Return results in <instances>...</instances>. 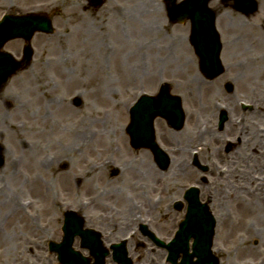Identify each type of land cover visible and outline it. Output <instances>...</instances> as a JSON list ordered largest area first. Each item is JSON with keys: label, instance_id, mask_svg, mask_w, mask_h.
<instances>
[{"label": "rangeland", "instance_id": "1", "mask_svg": "<svg viewBox=\"0 0 264 264\" xmlns=\"http://www.w3.org/2000/svg\"><path fill=\"white\" fill-rule=\"evenodd\" d=\"M37 1L39 2L40 0H0V18L6 13L21 14L32 11L35 8H42L41 11L51 17L55 28L53 35H35L32 40V46L36 51V56L33 59L36 62L28 69L17 72L0 92V104L2 97L10 94L13 99L18 101V105L21 106L20 110L22 111L18 115L15 113L10 115L11 107L2 105L4 109L0 110V114L2 116L5 115L7 123H13L20 128L23 127L22 130L24 132L22 136H24L21 139L34 145L41 140L36 134L28 130V125L31 124L43 128L44 123H47V127H54L55 125V127L67 129L74 124L75 120L72 122L70 119L69 121L66 120L67 115L61 116L59 109L63 105H68L71 113H73L72 119L77 116L84 118L86 125L90 129H92V124L95 123L96 132L102 136V139L99 140L101 142L89 141L85 145L89 147L88 150L74 155L72 164L78 171L83 172L84 170L96 167L98 171L101 170L102 174H94L89 185L81 184L80 186L79 184H75L74 181L73 189L67 193L61 180L54 178L53 173L55 169L52 165L50 170L40 174L44 188L49 191V195L57 203V206L51 208V210L47 209V202L46 208L35 204L28 210L26 204H29V200L26 190H21L10 184L9 179L5 177L4 185L7 186L8 197L11 196V193H15L19 197L27 214L33 217V223L22 210L13 214L12 208L8 203L0 208V264H57L56 256L50 254L48 251V242H59L62 239L63 214L68 210H74L83 214L88 227H94L105 235H109L110 231L109 229L101 228V224L112 223V220L115 219L121 223H116V225L120 229H123L121 226L123 222L121 221L123 219L130 221L131 217L133 218L132 224L134 225H131L130 228H137V224L141 218L144 220L154 219L157 222L154 223V226H157L159 230L155 229L158 232L160 231L165 235H169V232L175 227L173 224L174 220L180 218L179 214L173 213L167 216L163 205L156 207L152 211L145 210L146 204L144 208L140 207V209L134 210V204L145 202L156 205L162 195L166 196L172 193L177 196L186 186L195 183L194 179L199 172L192 168L191 173L193 175L186 178L182 174L185 167L184 163L179 165L180 168H176V166L174 168V162L167 171H162L153 162L148 151L145 149L133 150L126 134V126L129 123V107L139 95L143 93L154 94L162 82L171 83L173 93L182 97L187 113V123L183 132H188L187 136L189 139L182 145L184 151L188 154L190 149L198 146L199 144H192V139L194 136L199 137V135H203L202 138L205 137V139L203 145H200L201 149L199 148V150L206 157L212 155L215 158L216 156L213 154L218 153L220 146H223L221 142H224L226 139L232 140L233 135H239V132H224L225 129H228V121L224 129H219L218 121L221 107L225 106L231 110V102H233L234 107L232 108H235L238 122L249 123L254 120L256 114L253 104L259 100V93L264 91V67L258 65L254 68L253 73H250L245 71L244 65L246 58L260 53L259 49L256 50L257 47L252 40L253 34L256 38L258 32L253 33L252 28L249 25L246 26L245 22L247 19L241 18L229 10H227L229 14H222V17L219 18L224 32L222 36V60L227 70L219 79L207 81L200 74L199 69L191 65V60L197 58L190 50H182L179 53L173 51L174 53L170 54L172 61L177 60L178 65H180L178 67L174 65L164 67L161 64L158 66L154 64L158 59H163L162 56L167 55V53L159 50L163 45L171 44L174 38L162 37L161 35L152 36L144 28L146 20L147 22L151 21L152 24L159 21L158 17L157 21L155 20L153 13L148 12V14H144L147 6H152L151 1L136 2L135 4L138 5V8L135 10L136 22H131L130 25L127 22L128 17L121 18V21L118 19L119 23L116 22L115 24L117 29L114 31L108 30L106 33L110 35L108 41H104V36H98L91 41L94 35L102 33L101 30L97 32L98 23L94 22L97 17L85 16L80 7L74 6L73 8L70 5L71 1L60 5L61 11L54 5L60 4L62 0H41L44 1L42 3L39 2L42 5L37 4ZM259 4V10L254 19L264 23V0H260ZM124 6L126 7L127 5L124 3ZM73 11H76V15L73 14ZM228 15H231L232 18L234 17L230 19L229 23L227 22ZM86 25L93 28H86ZM108 27L102 29L107 30ZM133 27H136V29ZM112 34H115V36ZM243 37H245L244 46L241 43ZM123 38L131 42L129 43L132 44L130 46H136V50L138 47L142 48V45L144 46V44L148 43L150 49L156 52L155 56H151V64L149 60L144 65L146 75L129 80V83L124 77L125 72H128L127 68L124 67L130 65H127L129 61H125ZM145 38L147 42H145ZM99 41L101 44L96 45V42ZM23 46V41H18V43H13L12 45L8 43L5 46V50L17 56L21 55L20 51ZM44 46L48 48L50 55L46 58V62L39 64L40 48ZM108 48H113L115 52L109 50L111 53L107 57ZM59 49V55L54 53V50L58 51ZM92 51L97 53H93ZM92 55L101 56L102 63L106 67V80L104 79L105 82L108 81V94H104L106 96L99 95L96 97L90 94L91 91L94 92L96 90L97 86L90 78L93 76L95 67ZM56 57H60V63L66 61L64 77L60 76L56 65L51 63V60L53 58V60H56ZM68 60L69 64H67ZM174 64L176 65V63ZM186 66L189 68L186 72L189 76L187 86L184 83V68ZM29 71L30 75H26ZM240 72L244 78L243 84L236 80L238 78L237 73ZM42 76L47 82L48 89L53 94L46 97L47 100L44 104L48 106L44 108H41L40 104H34V97L40 94L35 79L42 78ZM28 77L35 78V84L32 87L27 84ZM230 80H234V89L233 92L228 93L224 90V84ZM246 82L250 83L251 87H246ZM76 97L82 99L80 106L74 104ZM96 114H100L101 116L97 117ZM232 117L233 114L231 113ZM256 122L260 130L264 131V120L259 117V120ZM1 127L2 125L0 126V131ZM211 128L214 130L212 132H216V135L213 133L212 136L207 137L205 135L206 131ZM90 132L89 130L88 137L91 135ZM218 133L221 139L217 138ZM60 137L56 128L45 139L46 142L42 143V147L45 146V149L48 151L47 155H49L50 162L58 159V156L61 154L59 152L61 146L68 145L62 143ZM170 141L172 143V138H170ZM176 141L178 142V140ZM0 144L6 152L5 165L0 167V173L4 174L8 157L21 163L26 161L24 151L14 154L13 144L7 139L6 135L0 136ZM229 144L232 143L224 142L222 149V151L224 150V159L219 158L215 160L219 167H214L216 171L215 175L214 177H210L212 183L203 191L204 194L213 196L211 209L217 219L213 248L215 253L217 252L216 254L221 264H255L256 258L259 259L257 262L261 264V262L264 263V208L252 216L254 221L253 227L232 230L229 229L228 225L224 228L220 226L219 220L221 221L222 217L225 218L227 216L226 220L228 223V220L231 217L233 218L235 213V204L234 202L232 203L234 200L232 196L236 192V189H234V181L230 175V165L233 162L236 164L237 157L233 153L236 149L234 150V146L230 147ZM22 146L25 148V145ZM91 146L95 147L96 150L92 151L90 149ZM125 146L128 151L124 149ZM91 151L94 153L91 154ZM226 154L229 155L227 160ZM180 159H177L178 162ZM149 161L155 166H153L154 171L158 172L160 177V181L156 182V184L153 182L152 177L150 178L146 175V167ZM202 161L206 164L203 157ZM215 162L210 163L209 161L208 164L209 166H213ZM241 166L248 171V174L254 177V173L256 172L253 168H249L250 164L248 167L247 165ZM64 169L62 170L64 171ZM116 169L120 172L117 176L114 174V170ZM260 173L258 172V176ZM127 178H132L133 189H131V185L126 183ZM262 186L264 190V184ZM224 191L229 194V197L222 204L219 200ZM92 198H99L98 202L101 200L100 205L97 202V206H93L92 204L85 206L84 202ZM118 198L121 199L120 203H116L115 201ZM3 201H7V198L0 196V202L2 203ZM227 201L229 203H226ZM128 229L121 231L123 234H126ZM138 242L143 243L145 239L138 235L137 243H133L132 246L128 247L134 259V264H165L164 252L152 247L151 244H147L145 247L140 246ZM78 245V243L75 245L77 249H79ZM218 249L221 252H218Z\"/></svg>", "mask_w": 264, "mask_h": 264}, {"label": "bare ground", "instance_id": "2", "mask_svg": "<svg viewBox=\"0 0 264 264\" xmlns=\"http://www.w3.org/2000/svg\"><path fill=\"white\" fill-rule=\"evenodd\" d=\"M39 2L42 3L44 1L40 0ZM67 2L68 0H62L60 4H55L54 6L60 9L61 11L60 5L66 4ZM245 23L247 24L246 26L249 25L250 28H252L253 33L258 32V36L256 38L253 34L252 40L254 41V45L257 47L256 50L259 49L260 53H256L253 57L246 58V60L244 61V65L246 69L245 71L253 73V70L256 66L259 65V66L264 67V23L252 17H249ZM144 27L147 28V32L150 35L152 36L154 35L153 30L150 26V22H146L144 24ZM124 36L127 38L125 34ZM109 38H110V35L108 34L104 35V41H108ZM244 38L245 37H243L241 41L243 46L245 44ZM92 40L94 39H91V41ZM145 42H147L146 38H145ZM145 42H142V43H145ZM123 43H124L123 52L125 54V61L126 62L129 61L127 65H130V66L124 67V68H127L128 70V72L127 73L125 72V75H124L125 80L128 82L129 80L139 78V76H142V77L145 76L146 72L144 71L145 70L144 65L145 63L149 62V60L151 64L152 62L151 56L152 55L155 56L156 52L150 49V46L148 45V43H146L147 45L146 44H144V46L142 45V48L138 47L137 50L135 49L136 46H133L134 48L130 46L132 45V44H129L131 42L125 38H123ZM98 44L100 45L101 43L96 42V45ZM109 50H112V48H108V52L106 51L107 52L106 54H108L107 57L111 53V51ZM55 51L57 50H54V53H57L59 55L60 49L57 52ZM92 52L97 53L95 51H92ZM137 52L139 53V55ZM142 52L144 53L143 55H142ZM39 55H40L39 64H41L42 62H46V58L48 57V55H50V51L48 50L47 47L44 46L43 48H40ZM162 57L163 59L161 60L163 62L160 59H158L157 61H155L154 64H156L157 66L161 64L164 67H170V65H174L177 67L180 66L177 64V60L172 61L171 56H170V51L169 53H167V55L162 56ZM59 58L60 57H56V60H53L54 59L53 58L51 60V63H54L56 65V69L59 71L60 76L64 77L66 61L64 63H60ZM92 59H94L95 67H94L93 76L90 78L92 82L94 81V83L97 84V86L94 92L91 91V93L90 92L89 93L91 95H95L96 97H98L99 95L106 96L104 95V94H108V89H107L108 81L107 82L104 81L106 77V72H105L106 67L103 65L104 63H102L101 56L92 55ZM174 63H176V65ZM67 64H69V60L67 61ZM188 70L189 68L186 66L184 68V76H185L184 83L186 86L188 85V80H189L188 73H186ZM26 75H30V71L27 72ZM237 75H238L239 80L238 78L236 80L239 81V83L243 84L244 78H243L242 73L241 72L237 73ZM28 79L29 80L27 84L28 86L31 85V87L35 84V81H37L38 91L40 93L34 97V104H40L41 108L47 107L48 105L44 104L45 101L47 100L46 97L53 95V94H52V91L48 89V86L46 84L47 82L43 79V76L42 78H36V79L28 77ZM42 81L43 83H41ZM230 81L234 83V80H230ZM34 87L36 89V85ZM246 87H251V84L246 82ZM258 98L259 100L253 104L254 110L256 111L255 117L257 116V118L254 117V120L250 121L249 123H244L242 121H240L241 123L238 122V118L235 115V108H232L234 107L233 102H231V110H229L227 107L224 108L228 111L229 116H230L228 120V124H227L228 129H225L224 132H227V133L239 132V135H233L232 140L226 139L224 141L227 143L229 142L232 143V144H229V146L230 147L234 146V150L236 149V151L233 153L234 155H236L237 160H236V164L233 162L230 165V175L234 181L233 183L234 189H236V192L232 196V198L234 199L232 203L234 202L235 204V213H234V217L233 218L231 217L230 220H228V223L226 220L227 216L225 218L222 217L221 221L219 220L220 226L222 228H224L227 225L229 229H232V230H237V229L244 228V227H247V228L253 227L254 221H253L252 216L254 215V213H259L264 208V190L262 189L263 187L262 185L264 184V166H263L264 165L263 164L264 163V131L260 130L258 123L256 122L257 120H259V117L264 120V91L259 93ZM1 100H2L0 104L1 111L4 109L2 108V105L11 107V110H10L11 112L9 113L10 115L14 113L18 115V113L22 111L20 110L21 106L18 105V101L16 99H13V97L10 94L4 95ZM59 112L61 116L65 114L67 115L66 120L69 121L70 119L71 122L75 120L74 124L71 127H68L67 129L61 128V127L58 128V127H55V125L54 127L52 126L47 127L48 125L47 123H44L43 128H40L35 125H31V124L28 125V130L31 133L36 134L37 137H39L41 140L40 142H37L34 145L27 143L25 140L21 139L24 136V135L22 136V133L24 132V130H22L23 127L20 128L13 123H7V119L5 118V115L2 116V114H0V126L2 125L0 136L6 135L7 139L11 141V143L13 144L14 150H15L14 154H19V151H24V155L26 156V161L24 163L15 161L14 159L12 160L10 157H8V163H7V166L5 167L4 174L0 173V196L6 197L7 201L5 202L3 201L2 203L0 202V208L4 206L5 204L7 205L8 203L12 208L11 210L13 214L20 212L22 210V212H24L28 216V218L31 220L32 223H33L32 221L33 217L27 214V211L25 210L22 202L19 200V197L15 193H11V196L8 197L7 195L8 189H7V186L4 185L5 177L9 179L10 184L20 188L21 190L22 189L26 190L27 197L29 200V204H26L28 207V210L31 209V207L34 206L35 204L44 206V207L48 205L47 209L51 210V208H54L57 206V203L55 200L51 198V196L49 195L50 194L49 191L46 188H44L43 181L41 179L40 174L46 173L47 170H50V167L52 165H53L52 167L55 169V172L53 173L54 178L61 180V182L63 183V186L67 190V193L73 189L74 181H75V184H79L80 186L81 184L89 185L91 182V179L94 177V174L95 175L102 174L101 170L98 171L96 167L90 168L88 170H84L83 172H81V171H78L76 167L72 164L74 155L83 153L85 150L89 149L88 146H85L89 141L101 142L99 140L102 139V136L100 133L96 132L95 123L92 124V129H90L86 125V120L84 118L77 116L72 119L73 113H71V110L68 107V105H63L59 109ZM231 113L233 114L232 118H231ZM96 115L97 117L101 116L100 114H96ZM93 126H94V129H93ZM56 128L58 129L59 135L61 136L60 140L62 141V143H65L68 145L61 146L60 151H59L61 154L58 156V159H54L53 162H50L49 157L47 155L48 151L47 149H45L46 148L45 146L42 147V143L44 144L46 142L45 139L48 138V136H50L52 131H55ZM89 130L91 131L90 137H88L87 135L89 133ZM212 131L214 130H212L211 128L209 132H207L205 135H207V137L212 136L213 133L214 135H216V132H212ZM187 134L188 132L185 131V132L178 133L177 135H173L176 137H172V143L170 146L172 148H177L179 145V142H177L176 140L182 141L183 142L182 145H184V142H186L187 139H189ZM162 135L166 136L163 132H162ZM217 138L221 139L219 133L217 134ZM204 139L205 137L201 139H192L193 140L192 144L200 143V145L201 144L203 145ZM224 142H221L223 146H224ZM22 145H25V148ZM93 146H91L90 149L92 151H95L96 148ZM223 146H220V148L221 147L223 148ZM124 149L128 151L126 146L124 147ZM92 151H91V154L94 153ZM148 153L150 157L153 154L151 152H148ZM185 153L186 152L183 149H181L180 154L170 155V157L172 156L171 163L174 162L173 164L174 168L175 166L176 168H180L179 165H181V160H182L180 159V161L178 162L179 159L176 160V157L179 156V158H182L184 157ZM234 155L232 154V156ZM11 156L13 157V155ZM225 156L227 160L229 158V155L226 154ZM151 163H152L151 161L147 163L146 175H148L150 178L152 177L153 182L156 184V182L160 181V177L158 175V172L154 171V168H153L154 165ZM241 165H247V167L249 166L250 169L253 168V170H255L256 172L254 173V177L248 174L247 173L248 171L245 170L244 167H242ZM62 169H64V171ZM191 172L192 171L190 169H187L182 174H184L185 176L187 175L191 176L192 175ZM258 172H261L259 176H258ZM174 175H176V173H174ZM126 183L131 185V189H133L134 185L132 183V178H127ZM228 195L229 194H227L226 191H224L219 201L223 204L224 201L228 199L227 198L229 197ZM98 199L99 198H92L89 200V203L97 206L96 203L98 202ZM115 201L116 203L118 202L120 203L121 199L118 198ZM46 202L48 203L47 205H46ZM100 202L101 200L98 202L99 205H100ZM226 203H229V201H227ZM0 228H1V225H0ZM218 252H221V250L218 249ZM255 260H256L255 264H259L257 262L259 259L256 258ZM261 264H264V263L261 262Z\"/></svg>", "mask_w": 264, "mask_h": 264}, {"label": "water", "instance_id": "3", "mask_svg": "<svg viewBox=\"0 0 264 264\" xmlns=\"http://www.w3.org/2000/svg\"><path fill=\"white\" fill-rule=\"evenodd\" d=\"M208 1H203L204 9H207ZM214 16H211L210 29L206 31L199 30L193 38L197 55L201 58L202 71L209 73L210 78H215L223 73V69L220 62V40L218 34L213 26ZM35 31L52 32L50 21L43 16H31L29 18L23 17H6L2 23H0V49L4 44L13 38L24 37L28 41L32 38ZM30 54V51L28 50ZM18 65H15L8 56L0 53V87L5 84L9 78L18 71ZM231 90V88H229ZM167 96V91L163 92ZM169 97V96H168ZM149 99L144 98L141 104L146 103ZM177 105L180 107L179 100L174 99ZM170 101H168L164 110L156 111L157 114L165 116L167 119H171V123L177 119V128H181L183 124V115L181 112L169 107ZM145 109L138 105L132 111V123L128 128V133L132 137V143L135 147H149L154 149V145L151 143L152 128L151 122L155 115L152 113H144L141 110ZM174 112V113H173ZM147 114H150L146 117ZM225 116H222V123L225 121ZM141 120V121H140ZM143 120V121H142ZM146 121V122H145ZM145 122V123H144ZM140 123H144L143 125ZM151 135V136H150ZM163 168L167 167L165 160L162 161ZM2 160H0V166ZM84 220L73 214L68 213L66 215V224L63 228L65 238L63 243L58 244L51 242L49 244L51 252H55L58 255L59 261L62 264H89V260L82 257L79 252H75L72 248L73 238L76 234H79L83 238V247L89 248L92 254L96 258L94 264H104L106 251H104L99 242V237L95 235L93 230L83 231ZM215 221L209 209L200 207L197 204V198L191 203L187 220L182 224L181 230L178 234V238L175 242L169 245L171 252L170 261L176 264L180 253L185 254V258L181 264H219V260L213 256L211 252L213 236H214ZM94 237V238H93ZM194 238L193 253H190L189 241ZM125 254V252H124ZM197 261H194V258Z\"/></svg>", "mask_w": 264, "mask_h": 264}, {"label": "flooded vegetation", "instance_id": "4", "mask_svg": "<svg viewBox=\"0 0 264 264\" xmlns=\"http://www.w3.org/2000/svg\"><path fill=\"white\" fill-rule=\"evenodd\" d=\"M74 1H81L79 6L82 11L85 13V16L89 17H97L94 22L98 23L97 25V32L101 30V32H105L107 30H116L117 27L115 26L116 22L119 23L121 18L128 17L127 21L130 23L136 20L135 10L138 8V5L135 3L138 1H152V7H147L145 15L148 12L153 13V17L157 21V17L159 21L155 22V28L157 33H161L162 37H173L176 42L174 44V49L181 50L184 48V39L185 43H187V39L190 36L191 29L190 23L185 22L183 24L176 23L177 19L181 20L184 19V16L187 14L186 11V1L189 0H74ZM94 1H103L101 6H98ZM210 1H243V0H210ZM124 3L127 5L124 6ZM75 5V4H73ZM235 7V4H232ZM74 8V6H73ZM150 10V11H149ZM180 11V18L172 17V13L174 11ZM76 11H73L75 14ZM220 14V13H219ZM76 15V14H75ZM119 19V21H118ZM162 20V21H161ZM133 21V22H134ZM107 30L102 28L107 27ZM86 28L92 29L93 27L86 25ZM136 29V27H133ZM134 30V29H133ZM93 33V32H92ZM162 132L166 135H162ZM158 142L163 147H168L171 145L169 133L164 125L159 122L158 124V131L156 133ZM170 141V142H169ZM173 195H168L165 201V208L171 215L172 212V203L174 200ZM208 202L212 203V198L208 197ZM103 229H109V235H105L104 241L113 245L117 244L124 239V234L121 230L118 229V226H109L108 223H103L100 226ZM159 230V229H158ZM160 232V231H159ZM161 233V232H160ZM162 235H165L161 233Z\"/></svg>", "mask_w": 264, "mask_h": 264}]
</instances>
